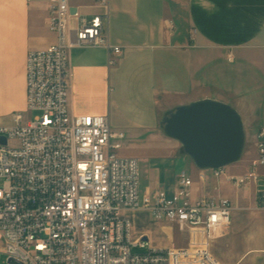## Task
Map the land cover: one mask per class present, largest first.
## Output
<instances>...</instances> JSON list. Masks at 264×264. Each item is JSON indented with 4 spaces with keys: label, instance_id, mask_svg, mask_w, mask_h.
<instances>
[{
    "label": "crops",
    "instance_id": "crops-1",
    "mask_svg": "<svg viewBox=\"0 0 264 264\" xmlns=\"http://www.w3.org/2000/svg\"><path fill=\"white\" fill-rule=\"evenodd\" d=\"M50 1L0 0V118L26 111L27 55L55 42L47 26ZM71 4L85 20L106 13L95 0ZM105 35L120 54L103 46L69 53L70 112L107 117L115 133L161 147L143 193L172 196L179 174L172 186L167 177L179 166L190 170L193 201L229 199L230 227L214 241V257L219 264H264V207L258 200L264 168H258L259 182L238 188L230 181L250 172L264 129V0H110ZM204 99L228 104L244 123L243 154L219 179L189 163L164 130L176 108ZM157 222L167 242L155 246L147 233L137 238L155 248L176 247L177 226ZM182 234L186 247L188 235Z\"/></svg>",
    "mask_w": 264,
    "mask_h": 264
},
{
    "label": "built area",
    "instance_id": "built-area-1",
    "mask_svg": "<svg viewBox=\"0 0 264 264\" xmlns=\"http://www.w3.org/2000/svg\"><path fill=\"white\" fill-rule=\"evenodd\" d=\"M95 1L106 13L89 20L71 12V0L50 1L47 26L55 42L29 51L26 111L0 124V255L7 264H219L212 245L228 232L231 201H193L185 171L172 196L143 193L138 159L118 154L124 134L107 117L69 110L70 51L103 46L121 53L105 35L110 0ZM28 112L35 116L28 119ZM257 147L250 172L230 179L238 188L261 179L264 129ZM203 171L225 176V168ZM258 200L264 207V183ZM141 210L175 224L188 235L187 246L155 248L134 239L127 213Z\"/></svg>",
    "mask_w": 264,
    "mask_h": 264
},
{
    "label": "water",
    "instance_id": "water-1",
    "mask_svg": "<svg viewBox=\"0 0 264 264\" xmlns=\"http://www.w3.org/2000/svg\"><path fill=\"white\" fill-rule=\"evenodd\" d=\"M71 12L75 13L76 9ZM163 123L166 135L181 144L184 153L200 170L225 168L237 163L243 154L242 117L221 101L204 99L180 106Z\"/></svg>",
    "mask_w": 264,
    "mask_h": 264
},
{
    "label": "rangeland",
    "instance_id": "rangeland-1",
    "mask_svg": "<svg viewBox=\"0 0 264 264\" xmlns=\"http://www.w3.org/2000/svg\"><path fill=\"white\" fill-rule=\"evenodd\" d=\"M35 116L34 113H27L26 117L28 119ZM12 114L8 117H1L0 124L2 125H11ZM122 145V148L118 151V154L124 157H134L139 161V170H140V182H141V190L144 191L146 185L148 184L149 180L151 179V172L150 167L153 163L157 162L160 158L161 147L156 146L155 144H147L142 143L141 141H137L130 133L126 132L125 138L119 140ZM189 163H192V160L187 158ZM192 161V162H191ZM182 170L186 171L187 173L190 172L189 169L177 166L176 172L172 170L167 177L169 184L175 183V175L180 174ZM3 181L0 180V187L2 186ZM170 191V190H169ZM131 219L132 227H133V237L134 239L137 238L139 234H151L152 238L155 240L153 241L155 246H159L161 243L167 242V234L160 230L158 227V222L154 218L151 213L146 212H137L131 213L128 215ZM177 231V230H176ZM177 237H175L174 244L176 247L184 246L186 243V239L183 238V234L179 231L177 232ZM146 250H136V252H145ZM0 264H7V257L4 255H0Z\"/></svg>",
    "mask_w": 264,
    "mask_h": 264
}]
</instances>
